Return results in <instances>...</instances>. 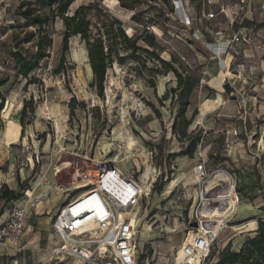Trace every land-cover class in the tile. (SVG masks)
<instances>
[{
    "label": "rangeland",
    "instance_id": "obj_1",
    "mask_svg": "<svg viewBox=\"0 0 264 264\" xmlns=\"http://www.w3.org/2000/svg\"><path fill=\"white\" fill-rule=\"evenodd\" d=\"M21 1L0 0V80H6L0 86V170L24 178L19 197L28 194L31 201L36 197L51 204L67 193H80L90 182L82 178L83 170L95 179L97 163L110 161L141 186L138 202L130 209L137 264H186L181 247L197 232L194 221L201 215L233 216L214 240L205 264H214L229 244L237 250L253 236L257 223L249 220L264 221V0H247L233 23L217 13L213 4L217 0H141L133 11L110 0L103 1L106 14L89 12L98 24L111 17L127 23L129 35L135 31L149 37L150 30L163 47L155 53L149 37L151 50L160 59L176 57L180 70L178 63L200 68L199 86L186 112L190 124L185 138L177 133L183 120L178 117V91L170 90L176 86L171 70L142 49L133 56L130 49L120 50L126 58L108 67L99 95L91 85L85 42L72 35L63 51L62 18L52 20L46 5L31 0L45 20L39 31L18 18ZM220 1L224 7L238 2ZM91 2L73 0L65 15ZM209 12L214 17L208 19ZM132 13L143 24L131 27ZM218 29L224 34L215 35ZM26 31L33 32L35 41L46 37L49 43L41 48L40 57L33 58V70L23 76L18 73L22 64L17 54L31 48L20 41ZM237 31L244 40L232 45L231 35ZM34 50L40 48L35 44ZM191 137L198 139L193 154H180ZM199 160H204L208 173L224 168L235 174L238 202L231 212L220 211V198L215 216L207 214L215 206L199 202L202 182L195 173ZM250 179L260 184L248 190ZM215 182L211 180L207 189ZM41 242L27 225L20 250L7 252L17 264H69L67 256L57 259L51 249L40 251ZM51 243L61 242L53 237Z\"/></svg>",
    "mask_w": 264,
    "mask_h": 264
},
{
    "label": "built area",
    "instance_id": "obj_2",
    "mask_svg": "<svg viewBox=\"0 0 264 264\" xmlns=\"http://www.w3.org/2000/svg\"><path fill=\"white\" fill-rule=\"evenodd\" d=\"M246 4L247 0H238L230 6L220 5L217 13L225 15L233 23L242 14ZM214 14L209 12L207 18L214 17ZM214 33L224 34L221 29L215 30ZM215 40L219 41L218 37ZM242 40L244 34L240 31L231 35L232 45H237ZM97 164L96 178L93 179L87 169L83 170L82 178L90 180L89 183L82 185L85 190L59 206L52 223L51 235L61 243L51 248L50 252L57 259L67 256L70 259L69 264H137L135 220L130 216V209L138 202L141 186L132 177L124 175L110 161ZM227 171L233 177L235 185V174ZM195 173L202 182L199 202L215 206L216 209L219 197L205 190L213 172L208 173L204 160H199L195 166ZM94 196L98 199L97 207L92 210L82 209L81 203ZM9 202L6 213L0 212V247L19 251L20 240L26 228L27 205L30 198L26 195L25 199L18 197ZM237 202L236 194L224 200L219 209L231 212ZM214 208L207 214L214 213L215 216L218 208L216 210ZM231 215L227 214L225 219L197 216L194 221L196 225L193 227L197 232L189 235L181 247L186 264L206 263L214 240L226 227Z\"/></svg>",
    "mask_w": 264,
    "mask_h": 264
},
{
    "label": "trees",
    "instance_id": "obj_3",
    "mask_svg": "<svg viewBox=\"0 0 264 264\" xmlns=\"http://www.w3.org/2000/svg\"><path fill=\"white\" fill-rule=\"evenodd\" d=\"M104 2L110 0H92L90 4L80 5L77 7L73 14L65 15L70 4L73 0H36L40 6L46 5L48 11L51 13V19L55 17L62 18L65 31L63 34V51L68 48V39L72 35H77L82 41L85 42L87 49L88 63L92 72L91 85L96 89L97 94L101 95L103 91V82L106 70L112 65L114 61L122 63L126 56H121L120 50L130 49L133 56L134 51L142 49L149 57L156 58L160 61L163 67L171 70L176 77V86L170 90L178 91V98L180 102V108L178 117L183 120V127H181L177 133L180 137H188L186 129L190 124L186 118L187 108L190 104V96L193 91L199 86L201 78L200 68L194 64L183 65L178 63L179 67H175L177 64L176 57H172L170 61L160 59L155 53L163 51V47L158 43L155 34L149 30V37L151 39L152 50L150 40L148 36L144 34H137L135 31L129 35L126 32L127 23H123L117 18L111 17L106 22L101 20L100 24L93 22L89 17L90 11L106 14V8L103 5ZM118 7L133 11V9L140 3L141 0H116ZM165 1V0H163ZM17 16L19 19L24 20L25 23H33L39 31L42 30L43 19L42 13L35 10L33 1L22 0L17 6ZM143 20L138 15L132 13L129 18V25L135 26L137 24H143ZM116 25V26H115ZM115 26V27H114ZM32 31H26L20 41H27L31 44V48L28 51H20L17 54L19 62L22 64L19 67V74L27 76L31 70L36 66L33 58L40 57L41 48L49 43L46 37H40L39 39L33 38ZM18 44V43H17ZM40 48V51L34 50V45ZM17 59V58H16ZM36 61V60H35ZM155 70V69H154ZM5 81L0 80V86ZM0 109L3 106V97H0ZM25 114V105L22 107L21 115L19 117V123L21 126V136H23L24 122L23 115ZM198 139L191 137L186 144L185 148L180 151V154H186L191 156L196 148ZM159 151L161 149L159 148ZM19 197L14 191L4 188L0 194V198L10 201ZM254 235L247 237L243 244L237 250H233L230 244L223 248L217 255V259L214 264H264V221L259 220L258 226L256 225Z\"/></svg>",
    "mask_w": 264,
    "mask_h": 264
},
{
    "label": "crops",
    "instance_id": "obj_4",
    "mask_svg": "<svg viewBox=\"0 0 264 264\" xmlns=\"http://www.w3.org/2000/svg\"><path fill=\"white\" fill-rule=\"evenodd\" d=\"M213 4L217 5L216 9L218 10V8L221 5V1L220 0L214 1ZM216 23H221V22L217 21ZM23 180H24V178L21 177L20 173H18V174H13L11 172L10 173H3L0 170V194H1L2 190L7 187L9 190H12L16 194L19 195V192L21 191L20 190L21 186L19 185V183H22ZM259 184L260 183L258 180L250 179V181H247V183H246V189L252 190L254 188V185L258 186ZM29 194L31 195L32 192L30 191ZM70 194L71 193L65 194V196L62 199H60L61 197L58 199L55 198L51 202V204H48L46 200L45 201H43V200L38 201L37 199H35L36 197H34V199H32V201L30 200V202L28 203L27 215H26V221H25L26 227H27V225L29 227H33L35 229L36 233H38V236H39L40 240L42 241L40 243L41 246L39 247L40 251L49 250V249L55 247L51 243V239L53 238V236L50 234V232L52 230V223H53L54 217L58 211L59 206L63 202H65L67 199H69L70 197H75L79 193L72 194V195H70ZM9 204H10L9 201H6L5 199L0 198V212L6 213L8 207H9ZM249 221H256L257 226H258L259 220L252 219ZM249 221H247V222H249ZM240 245H239V247H240ZM10 250L11 249H5L4 247H0V264H17V259L11 257L13 255H11L10 253L7 252ZM9 256H10V258H9Z\"/></svg>",
    "mask_w": 264,
    "mask_h": 264
},
{
    "label": "bare ground",
    "instance_id": "obj_5",
    "mask_svg": "<svg viewBox=\"0 0 264 264\" xmlns=\"http://www.w3.org/2000/svg\"><path fill=\"white\" fill-rule=\"evenodd\" d=\"M211 180H214L216 182L215 184H213V186L210 187V189H207L209 185L208 183L211 182ZM222 185L226 186L225 191H223ZM205 190L210 191L211 194L215 195L216 197H219L221 200H223V202L224 200L230 199L231 197H234L236 195V191L234 189V179L233 177H231L230 173H228V171H226L224 168H216V170L213 171L210 179L208 180L205 186ZM97 205H98V199L94 196L92 198L83 201L81 203V208L85 210L86 209L92 210V208L97 207ZM57 232L59 231L57 230ZM180 253L182 252L180 251Z\"/></svg>",
    "mask_w": 264,
    "mask_h": 264
}]
</instances>
